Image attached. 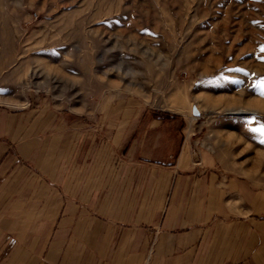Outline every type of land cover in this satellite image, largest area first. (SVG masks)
<instances>
[{
  "label": "crops",
  "instance_id": "crops-1",
  "mask_svg": "<svg viewBox=\"0 0 264 264\" xmlns=\"http://www.w3.org/2000/svg\"><path fill=\"white\" fill-rule=\"evenodd\" d=\"M115 101L0 108V264H264V133L240 170L202 126Z\"/></svg>",
  "mask_w": 264,
  "mask_h": 264
},
{
  "label": "rangeland",
  "instance_id": "rangeland-1",
  "mask_svg": "<svg viewBox=\"0 0 264 264\" xmlns=\"http://www.w3.org/2000/svg\"><path fill=\"white\" fill-rule=\"evenodd\" d=\"M262 49L264 0H0V108L95 117L132 96L242 170L263 147Z\"/></svg>",
  "mask_w": 264,
  "mask_h": 264
},
{
  "label": "snow or ice",
  "instance_id": "snow-or-ice-1",
  "mask_svg": "<svg viewBox=\"0 0 264 264\" xmlns=\"http://www.w3.org/2000/svg\"><path fill=\"white\" fill-rule=\"evenodd\" d=\"M264 50V49H262ZM262 85H264V81L261 82ZM261 95H264V90H262ZM261 133H264V126H262L260 129H258Z\"/></svg>",
  "mask_w": 264,
  "mask_h": 264
},
{
  "label": "bare ground",
  "instance_id": "bare-ground-1",
  "mask_svg": "<svg viewBox=\"0 0 264 264\" xmlns=\"http://www.w3.org/2000/svg\"><path fill=\"white\" fill-rule=\"evenodd\" d=\"M244 110V109H243ZM239 113V112H238Z\"/></svg>",
  "mask_w": 264,
  "mask_h": 264
}]
</instances>
